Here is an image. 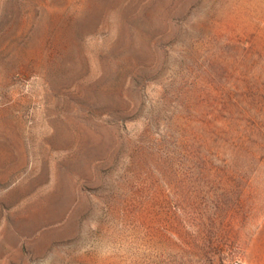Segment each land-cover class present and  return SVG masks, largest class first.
I'll use <instances>...</instances> for the list:
<instances>
[{"label":"rangeland","instance_id":"rangeland-1","mask_svg":"<svg viewBox=\"0 0 264 264\" xmlns=\"http://www.w3.org/2000/svg\"><path fill=\"white\" fill-rule=\"evenodd\" d=\"M0 264H264V0H0Z\"/></svg>","mask_w":264,"mask_h":264}]
</instances>
